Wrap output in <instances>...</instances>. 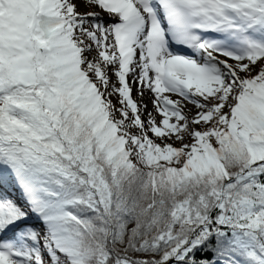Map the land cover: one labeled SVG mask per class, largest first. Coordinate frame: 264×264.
I'll return each instance as SVG.
<instances>
[{
  "label": "snow or ice",
  "instance_id": "obj_1",
  "mask_svg": "<svg viewBox=\"0 0 264 264\" xmlns=\"http://www.w3.org/2000/svg\"><path fill=\"white\" fill-rule=\"evenodd\" d=\"M0 264H264V0H0Z\"/></svg>",
  "mask_w": 264,
  "mask_h": 264
},
{
  "label": "rangeland",
  "instance_id": "obj_2",
  "mask_svg": "<svg viewBox=\"0 0 264 264\" xmlns=\"http://www.w3.org/2000/svg\"><path fill=\"white\" fill-rule=\"evenodd\" d=\"M89 10H92V11H99V9H89V8H85L83 5H81L79 8H78V11H80V12H87V11H89ZM102 15H105V17H106V14H104V13H101ZM113 79H115L114 77H113ZM133 96H134V98L135 99H137V101L138 102H141V103H146L147 105H148V111H153V106H152V99H153V97H152V94L151 93H149V92H145V94H144V96H143V99L141 100V98L137 95V93H136V91H135V89H134V91H133ZM171 96V98L172 99H179V97H177L175 94L173 95V94H171L170 95ZM189 107L191 108V112H189V115L191 116L192 114H194L195 113V111H196V109L193 107V106H191V105H189ZM160 119V117L159 116H157V120H159ZM150 135H151V133H150ZM157 142H159V141H157ZM178 143V142H177Z\"/></svg>",
  "mask_w": 264,
  "mask_h": 264
}]
</instances>
